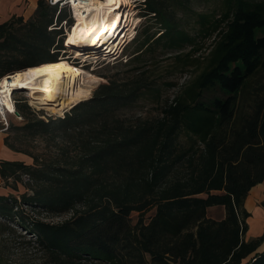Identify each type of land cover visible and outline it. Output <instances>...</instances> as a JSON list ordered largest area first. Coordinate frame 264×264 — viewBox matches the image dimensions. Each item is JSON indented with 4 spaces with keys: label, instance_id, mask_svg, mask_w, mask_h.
Listing matches in <instances>:
<instances>
[{
    "label": "trees",
    "instance_id": "obj_1",
    "mask_svg": "<svg viewBox=\"0 0 264 264\" xmlns=\"http://www.w3.org/2000/svg\"><path fill=\"white\" fill-rule=\"evenodd\" d=\"M195 1L144 0L125 71L63 116L16 100L23 124L9 123L4 146L31 161L0 160L3 187L16 192L0 195V264H264V233L246 239L245 207L264 182V0L202 12ZM63 21L73 23L69 11L39 0L29 18L0 23V80L58 61L66 35L52 28ZM214 34L203 71L157 116L138 114L142 99L159 104L176 86L149 65L157 50L181 70ZM32 141L55 152L20 146ZM215 207L222 219L209 216Z\"/></svg>",
    "mask_w": 264,
    "mask_h": 264
},
{
    "label": "bare ground",
    "instance_id": "obj_2",
    "mask_svg": "<svg viewBox=\"0 0 264 264\" xmlns=\"http://www.w3.org/2000/svg\"><path fill=\"white\" fill-rule=\"evenodd\" d=\"M70 2L74 6L73 10L78 21L69 33L67 44L75 48L77 57L83 54V59H86L89 57L87 53L91 51L89 49L94 50L113 37H116L114 42L118 41L117 45H119L124 37L126 39L134 33L133 28L136 24L131 22L134 19L130 11L131 0H71ZM86 74L87 71L82 67L72 64L69 60L59 59L56 62L44 63L17 72L11 79L3 77L0 87V110L1 104H4L5 108L14 111L11 94L16 89H26L29 97L39 108L61 115L64 110L90 96L91 83L96 82V79L94 73L90 72L89 75L93 77L86 80ZM84 82L85 85H82ZM40 86L41 93H38L35 89H40Z\"/></svg>",
    "mask_w": 264,
    "mask_h": 264
},
{
    "label": "rangeland",
    "instance_id": "obj_3",
    "mask_svg": "<svg viewBox=\"0 0 264 264\" xmlns=\"http://www.w3.org/2000/svg\"><path fill=\"white\" fill-rule=\"evenodd\" d=\"M9 1H12L14 3L15 0H7L5 2L4 8L0 11V13H4V14H6V16L9 14V8H10L9 5H8ZM131 1H132V3H131L132 7L130 8L131 9L130 11H132L133 18H134L131 22L136 24L135 27H137V28H136L135 32L137 34V32H139L142 29L143 24L147 20L146 17L142 16L143 15V10L142 9L144 8L142 4H143L144 0H131ZM33 2L34 1H31V0H23L24 6L26 8L29 7L28 5L30 3H33ZM218 3H219V0H200V2L195 1L194 2L195 10H197L198 12H202V11H206V10L211 11V9L218 8V6H219ZM122 10H123V8H122ZM6 16H3L1 19L5 18ZM138 20H139V22H136ZM74 26H75V22H73L71 24L70 28H65L63 26L61 27V24H59V26L53 27L52 29H54V28H58L59 29L61 27L62 28L61 30H62L63 34L66 35L68 33V36H69V33L72 32ZM192 27L195 28L196 31H198L199 25L196 26V24H194ZM215 36L216 35L214 34L211 37H208V38L200 40V42L202 44V50L199 51L198 53H196L195 55H193V57L194 58L195 57L200 58L201 62L199 64L195 63V64H193L192 66H189V67H182L181 70H179V68H177V69L174 68L175 67V60H174L173 57L167 58L166 57L167 54L166 55L163 54L161 52V50L158 49L157 50V54L160 56V58L157 57L154 60V62H153L155 64L149 63V65H151V67H154L153 68V72H154V74L156 76H158L160 78V83L161 84H162V82H174L176 86H171V87L164 86L162 88V98L160 99V103L159 104L154 103V101L151 98L142 99L140 101V103H139L141 108L138 110L137 113L141 114V115H143L145 117H155V116L158 115V111H159V106L158 105L163 104L167 100L168 101L173 100L178 94H180L182 91H184V89L191 83L193 78L198 76L203 71L204 67L206 66V64H207L206 60H207V57L209 56L208 55L209 52H210L209 50L211 49V46H212L213 41L215 39ZM135 47L136 46H135V42L134 41L130 42L128 44V46H127L126 53L130 57V59L134 56L133 53L136 51ZM74 50H75V48L73 47V51ZM185 50L186 49H184V51ZM71 51H69V50L61 51L59 59H66L67 61L69 60V62H71L72 64L76 65L72 60H70L68 58V55L71 53ZM187 51H188V48H187ZM82 55L79 56V57H76V55H75L74 57H75V59H77L78 62H80V60L83 58ZM88 62H90V61L88 60ZM104 63L101 64V65L99 64L97 66L95 65L94 68H87L86 66L82 67L83 70L87 71V74L85 75V79L86 80H88L90 77H93L92 75H89L90 72H93L95 75H97L101 79V81H100V79H98L97 76L94 77L96 79L95 80L96 82L91 83V85H92L91 86V94H90V96L88 98L83 99L82 101L90 99L93 96L94 91L98 88V86L100 84H103V83L107 82V79H106L107 76L114 75V74H116V72H120V71L124 72L125 71V69H123V68L118 66L120 64L119 62L118 63H114V64H107V65L106 64L104 65ZM113 66L114 67L118 66V68H114ZM88 71H90V72H88ZM97 79H98V81H97ZM82 85H85V82ZM27 91L28 90H26V89L25 90L16 89V91H14L13 99L15 101L16 100L18 101L17 103H19V105L21 106V108H23V110L27 111L29 114H33V115L38 116L40 118L41 117L43 118V116H45L46 118H48L49 116L50 117L51 116L52 117L63 116L67 111H69L73 107L72 106L71 108L64 110V112L61 115L53 114L51 112V110L44 109V108H39L38 105H36L34 103L35 101L31 97H29V95L27 94ZM24 96H27L29 98L28 102H27V100L24 99ZM50 106H52V105H50ZM133 114H134V110L132 111L131 115H133ZM7 118H8V122L12 123L14 125H19L20 126V125L23 124L22 123L23 118L19 119L13 114L12 115H8ZM0 120H1V118H0ZM9 134L11 136H14L13 135V131L10 133V130H9L8 132L0 133V139L3 136L5 138ZM20 146H22L23 148H29L31 150V152H34L35 154H43V155L45 154L46 155V154H50V152H52V153L55 152V147L53 145H50L49 148L46 149L45 148V144L42 143V142H36V141H32L31 143L30 142H26V143H23ZM0 152H1V150H0ZM19 154H21V153H19ZM21 155H23V156L20 157V158H23L22 160L26 161V159L30 158L27 155H24V154H21ZM1 157L7 158L8 156H7V154L3 153L1 155ZM0 181L2 182L1 178H0ZM0 187H3V186L0 185ZM6 189H7V191L14 192L10 188H6ZM24 191H25V189L22 187V185H20V192H24ZM13 194H16V192H14ZM222 210H223V208H221V207H215V209L211 208L209 210L208 214H209L210 217H213V218L214 217H218L219 219H222L221 215H224L223 213H221ZM152 214H153V211L148 213L146 215V218H149V216H151ZM64 217H66V216H63V217H60V218H55V221H59V220L63 219ZM132 218H133L134 222L137 221L138 214L134 213L132 215ZM249 222L251 223L250 224L251 228L255 227L256 224H257V220L252 219V218L250 219ZM246 238L248 239V234L246 235Z\"/></svg>",
    "mask_w": 264,
    "mask_h": 264
},
{
    "label": "built area",
    "instance_id": "obj_4",
    "mask_svg": "<svg viewBox=\"0 0 264 264\" xmlns=\"http://www.w3.org/2000/svg\"><path fill=\"white\" fill-rule=\"evenodd\" d=\"M71 0H48L49 4L52 6H58V12H60L61 10H68L69 11V17L73 20V22H77L78 18L75 17V13H74V6L73 4L70 2ZM85 1H91V0H85ZM123 13V11H122ZM73 17V18H72ZM63 27L65 28H70L71 25L68 24L67 21H63L62 24ZM137 27L133 28V31H136ZM67 36H65V41H64V50H69V51H73V47H71L69 44H67L68 41V33L66 34ZM136 32L131 34L128 38L125 39V37L121 40L120 44L117 45V42H114V38L113 37L111 40H106L104 41V43L100 46V47H93L95 48L94 50H91L90 53L88 54V58L86 59H81L80 62L77 61V59H75V50L68 55V58L70 60H72L76 65H78L79 67H84L86 66L87 68H94V66L96 65H101L104 62V65L106 64H114V63H118V62H122V63H127L130 59V57L125 54V48L128 46V44L132 41V39L135 37ZM126 40V41H125ZM63 51V50H62ZM77 57V56H76ZM91 58V59H90ZM88 60L90 62H88ZM88 62V63H87ZM14 74L11 75H7L5 76L6 78L8 77L9 79L12 78ZM3 79V78H2ZM1 79V80H2ZM1 80H0V87H1ZM1 90V88H0ZM35 91H38V93H41V86L40 89H35ZM28 93V92H27ZM29 95V94H28ZM14 96V92L11 94V102L14 106V111H11L7 108H5L4 104H1V110H0V118H1V124L3 125L2 129H0V132H6L8 127H9V122H8V115H15L17 118L22 119V117L20 116V113L17 111L16 109V101L13 99ZM27 97V96H25ZM27 99L29 100V98L27 97ZM18 112V113H17ZM49 116V115H48ZM50 117V116H49ZM44 119H47L45 116H43ZM31 237V235H30Z\"/></svg>",
    "mask_w": 264,
    "mask_h": 264
},
{
    "label": "crops",
    "instance_id": "obj_5",
    "mask_svg": "<svg viewBox=\"0 0 264 264\" xmlns=\"http://www.w3.org/2000/svg\"><path fill=\"white\" fill-rule=\"evenodd\" d=\"M6 1L7 0H0V11L4 8ZM31 1H34V2L30 3L28 5L29 7L27 8L24 6L23 0H15L14 3L12 1H9L8 2V5L10 7L9 14L6 16V14L0 13V19L3 16H6L5 18L0 20V23L7 21L13 15L24 16L25 18H29L36 10L37 3L39 0H31ZM0 150H1L0 160H22L23 159V158H20L23 155L19 153H15L4 146V136L0 139ZM2 152L4 154H7L8 157L7 158L1 157V155L3 154ZM26 161L29 162L31 161V159L30 158L26 159ZM0 185L3 186L1 181H0ZM10 193L11 192L7 191L6 188L0 187V195H8ZM263 204H264V182L252 188L245 202V207L253 216V217L251 216L248 219V223H249V231L247 233L248 239L255 238L257 236H260L262 233H264V206ZM221 213L224 214V210H222ZM221 216L222 218L224 217V215H221ZM214 218L219 219L218 217H214ZM251 218L257 220L256 226L252 228L250 225L251 223L249 222ZM262 249L263 247L260 250Z\"/></svg>",
    "mask_w": 264,
    "mask_h": 264
},
{
    "label": "water",
    "instance_id": "obj_6",
    "mask_svg": "<svg viewBox=\"0 0 264 264\" xmlns=\"http://www.w3.org/2000/svg\"><path fill=\"white\" fill-rule=\"evenodd\" d=\"M18 113V112H17Z\"/></svg>",
    "mask_w": 264,
    "mask_h": 264
}]
</instances>
